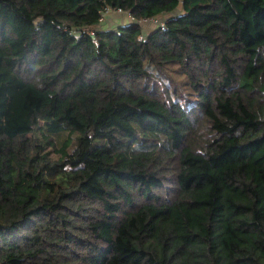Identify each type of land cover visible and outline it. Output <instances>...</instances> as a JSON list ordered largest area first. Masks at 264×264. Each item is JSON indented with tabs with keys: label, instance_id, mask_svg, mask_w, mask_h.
Segmentation results:
<instances>
[{
	"label": "trees",
	"instance_id": "16d2710c",
	"mask_svg": "<svg viewBox=\"0 0 264 264\" xmlns=\"http://www.w3.org/2000/svg\"><path fill=\"white\" fill-rule=\"evenodd\" d=\"M0 264H264V0H0Z\"/></svg>",
	"mask_w": 264,
	"mask_h": 264
},
{
	"label": "crops",
	"instance_id": "0c3cea01",
	"mask_svg": "<svg viewBox=\"0 0 264 264\" xmlns=\"http://www.w3.org/2000/svg\"><path fill=\"white\" fill-rule=\"evenodd\" d=\"M129 22L128 15L112 13L104 17V27L114 29L118 24Z\"/></svg>",
	"mask_w": 264,
	"mask_h": 264
},
{
	"label": "rangeland",
	"instance_id": "374dc122",
	"mask_svg": "<svg viewBox=\"0 0 264 264\" xmlns=\"http://www.w3.org/2000/svg\"><path fill=\"white\" fill-rule=\"evenodd\" d=\"M112 13H117V14H120V13H118V12H115V11H107L105 14H104V17H106L108 14H112ZM122 14H124L125 16H127L125 13H122ZM149 26V23L148 22H146V21H144V27L146 28V27H148ZM175 66H172V70L174 71L175 70ZM172 73H174V72H172ZM177 80L178 79H180V78H176Z\"/></svg>",
	"mask_w": 264,
	"mask_h": 264
},
{
	"label": "built area",
	"instance_id": "2783aa9c",
	"mask_svg": "<svg viewBox=\"0 0 264 264\" xmlns=\"http://www.w3.org/2000/svg\"><path fill=\"white\" fill-rule=\"evenodd\" d=\"M107 11H111V10L107 9L106 12H107ZM106 12H105V13H106ZM115 12L121 13V10H120V9H117V10H115ZM105 13H104V14H105ZM151 22L155 23L156 21H155L154 19H152ZM157 24H158L159 26L163 27V22H160V23H157ZM140 38H143V35H141Z\"/></svg>",
	"mask_w": 264,
	"mask_h": 264
},
{
	"label": "water",
	"instance_id": "95a60500",
	"mask_svg": "<svg viewBox=\"0 0 264 264\" xmlns=\"http://www.w3.org/2000/svg\"><path fill=\"white\" fill-rule=\"evenodd\" d=\"M139 24H141L142 26H144V21H140Z\"/></svg>",
	"mask_w": 264,
	"mask_h": 264
}]
</instances>
